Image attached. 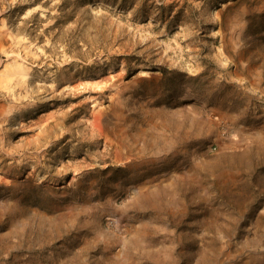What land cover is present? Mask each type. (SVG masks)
<instances>
[{
	"label": "rangeland",
	"instance_id": "374dc122",
	"mask_svg": "<svg viewBox=\"0 0 264 264\" xmlns=\"http://www.w3.org/2000/svg\"><path fill=\"white\" fill-rule=\"evenodd\" d=\"M0 264H264V0H0Z\"/></svg>",
	"mask_w": 264,
	"mask_h": 264
},
{
	"label": "water",
	"instance_id": "95a60500",
	"mask_svg": "<svg viewBox=\"0 0 264 264\" xmlns=\"http://www.w3.org/2000/svg\"><path fill=\"white\" fill-rule=\"evenodd\" d=\"M69 180V179H68ZM67 182V181H66Z\"/></svg>",
	"mask_w": 264,
	"mask_h": 264
}]
</instances>
